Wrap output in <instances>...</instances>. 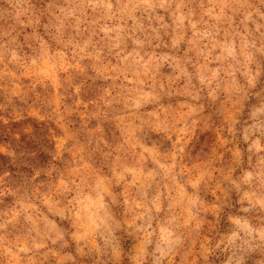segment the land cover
I'll use <instances>...</instances> for the list:
<instances>
[{
	"label": "rangeland",
	"instance_id": "1",
	"mask_svg": "<svg viewBox=\"0 0 264 264\" xmlns=\"http://www.w3.org/2000/svg\"><path fill=\"white\" fill-rule=\"evenodd\" d=\"M10 122L0 264H264V0H0Z\"/></svg>",
	"mask_w": 264,
	"mask_h": 264
},
{
	"label": "trees",
	"instance_id": "2",
	"mask_svg": "<svg viewBox=\"0 0 264 264\" xmlns=\"http://www.w3.org/2000/svg\"><path fill=\"white\" fill-rule=\"evenodd\" d=\"M29 121V120H27ZM23 122H10L7 125H3L0 123V141H6L8 146L9 144L11 145V150L14 152H22L24 155L27 150H30L32 148V142L28 141H22V140H17L15 139L14 135L20 133L21 126ZM32 128L38 129L37 126L33 125ZM9 157L4 156L0 153V172L3 171H10L13 172V165L7 164L6 162L8 161ZM35 160L38 161H43L44 155L43 154H35L34 156ZM25 161H28L29 159L25 158Z\"/></svg>",
	"mask_w": 264,
	"mask_h": 264
}]
</instances>
